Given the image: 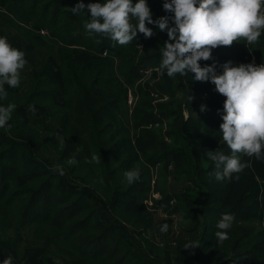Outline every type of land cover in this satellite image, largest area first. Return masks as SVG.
<instances>
[{"label":"trees","instance_id":"1","mask_svg":"<svg viewBox=\"0 0 264 264\" xmlns=\"http://www.w3.org/2000/svg\"><path fill=\"white\" fill-rule=\"evenodd\" d=\"M155 1L165 11V1ZM80 2L0 0V29L13 28L29 48L43 43L42 31L58 40L47 62L35 65L27 82L21 72L19 86L5 85L7 96L0 98V106H16L8 125L0 128V264L8 256L13 258V264H55L58 256L64 264H139L130 261L135 252L126 235L101 220L92 222L93 214L74 218L84 202V193L72 185L56 184L58 172L27 154V149L37 152L44 146L52 147L58 156L50 163L67 166L72 175L100 189L118 214L129 210L130 201H137L139 210L124 219L142 236L153 227V220L151 216L143 220L147 210L142 199L139 204L134 184L149 183L151 170L147 163L186 157L181 143L173 145L160 132L142 127L153 117L152 98L147 91L137 105L133 122L127 121L126 116L128 89L140 78V69L159 64L162 59L159 48L164 42L162 36L155 35L161 31L154 29V24H148L153 29L152 37L139 33L127 45H114L104 34L86 31L85 24L91 15L87 7L79 14L70 10ZM94 2L106 0H83L85 5ZM81 28L83 31L78 34ZM141 42L146 50L139 54L137 46ZM248 47L258 53L259 64L264 63V32L258 43ZM248 47L246 41L237 40L231 46L234 57L227 56L223 62H239L249 53ZM215 49L211 59L218 58ZM105 51L108 55L103 56ZM116 56H120L118 63ZM211 59L201 60V66L210 65L205 63ZM171 80L163 70L160 87L170 92ZM220 96L219 105L211 103L224 112L226 97ZM171 103L161 105V109H170ZM33 104L37 114L60 115V137L49 128L39 130L30 124L29 106ZM212 104L208 100L204 102L206 108ZM222 152L227 154V148ZM93 155L99 157V162H89ZM70 158L76 163L69 165ZM201 159L208 161L209 166L200 168V165L196 171L187 168V172L197 177L205 175L207 193L201 197L202 203H198L200 198L179 196L175 207L184 211L187 218L197 221L200 230L195 243L198 247L185 248L184 254L170 260L166 249L145 237V251L165 258L168 264H264V229L255 224L264 220L261 209L264 159L254 157L251 169L243 170L247 175L233 174L231 180L226 178L220 184H212L210 167L214 162L206 155ZM133 168H139L140 177L129 184L124 174ZM190 179L195 181L193 176ZM224 214H232L235 219L227 230L229 239L220 244L215 232ZM28 230L35 231V236L42 240L41 245L24 246Z\"/></svg>","mask_w":264,"mask_h":264},{"label":"clouds","instance_id":"2","mask_svg":"<svg viewBox=\"0 0 264 264\" xmlns=\"http://www.w3.org/2000/svg\"><path fill=\"white\" fill-rule=\"evenodd\" d=\"M90 11L89 21L85 24L88 33H100L119 45H127L143 33L146 38L153 36V29L148 24H156L160 31H167L168 40L162 49L160 69L166 70L168 77L177 74L186 76L194 73L196 81L210 80L216 91L226 97L224 102L223 123L220 125L222 140L231 150L226 155L219 149L209 150L206 156L215 163L218 181L231 180L233 174L250 167V162H242L241 155L264 159V63L257 65L241 63L233 66L226 62L222 74H217L216 65L201 66L200 61L212 58L213 49L231 46L234 41L243 40L255 45L264 32V0H165L166 12L172 16L153 19L148 0H106L85 5L83 0L71 7L73 14ZM107 51H105V55ZM27 61L25 52L0 36V98L6 97L5 85L17 88L21 80V71ZM190 102L193 97L189 96ZM14 104L0 106V128H5L15 109ZM206 105H201V111ZM29 110L36 114L35 105ZM89 162H99V157L92 156ZM67 163H76L70 158ZM52 171L65 175L62 165H54ZM129 184L140 177L139 168L125 172ZM239 179V175L235 176ZM234 215L224 214L218 221L215 232L217 242L223 244L229 239L228 231L234 222ZM169 230L164 223L162 233ZM195 242L185 243L183 248L195 249ZM2 264H13L8 256Z\"/></svg>","mask_w":264,"mask_h":264},{"label":"rangeland","instance_id":"3","mask_svg":"<svg viewBox=\"0 0 264 264\" xmlns=\"http://www.w3.org/2000/svg\"><path fill=\"white\" fill-rule=\"evenodd\" d=\"M164 1L165 0H162L161 2ZM135 2H137V0L133 1V3ZM148 4L154 20L161 16L173 15V13L169 15L163 11L155 0H148ZM154 25V29L160 31L158 25ZM82 31L83 28L79 30L78 34ZM155 35L158 37L162 36L164 43L159 48V50H162L165 41L168 40L167 31H161L160 34L156 33ZM0 36L7 37L13 47H17L25 52L27 63L25 68L21 71L25 77V82H27L31 68L34 65L46 63L53 53V49L58 45V40L51 37L46 31L41 34L43 43L34 48H29L27 41L9 26L0 29ZM236 42L237 41H234L233 44ZM233 44L231 46H233ZM231 46L217 47L215 50L218 52V58L214 57L209 62H206L205 65L215 64L216 72L222 69V66L226 63L223 62V59L227 56L234 57L232 54L235 53ZM137 48L139 50L138 53L142 54L146 50V45L141 42ZM248 50H250L249 53L245 54L239 62L231 61L232 65L236 66L237 64L238 66L241 63H251L253 61L258 65L260 62L258 53L250 47H248ZM102 54L104 56L105 52ZM115 58L118 63V61H120V56H116ZM161 62L162 59L159 61V64L143 66L140 69L141 76L138 81L130 87L131 89H128L126 100L127 121L133 122L132 117L137 105L143 98V92L147 91L152 98L151 110L153 111V117L149 119L148 124L142 127L160 132L171 144L181 143L186 150L185 158L180 157L176 161L167 159L165 161L147 163L151 170L149 183L134 184L136 185L135 191L139 204V200L142 199L145 209L149 212L145 211L146 217L144 216L143 220L150 219L151 216L153 227L142 236L130 222L124 219V216L135 212V210H139V206H136L137 201H130L129 210L127 212L122 211L121 214H118L113 209V203L100 189L94 187L93 184H86L81 179L72 175L67 166H63L65 175L61 176L58 174L56 176V184L72 185L84 193L82 195L84 202L80 208L77 209L79 213L74 218L80 219L86 214H93L94 219L92 222L101 220L104 224L112 226L119 233L126 235L133 246L136 256L132 254V256H130V261H137L139 264H168L165 258L158 257L153 252L145 251V237L149 238L158 247L166 249L169 252L170 260L175 259L178 255L184 254L182 253L184 252L182 251L184 249L183 239L195 242V238L200 230L196 226L197 221H192L187 218L184 211L176 210L177 208L175 207H177L178 204L177 197L191 196L200 198L198 199V203L201 204V197L207 193V190L203 181L205 175L203 176V174H200V177H197L190 172L188 173L187 168L196 171V169H199L200 165V168L208 167L209 162L201 158H204L209 150L215 151L219 149L222 151V149L226 147L228 150L226 155H231V150L222 140V133L220 132V125L223 123L222 116L224 112L217 109V105L221 103L222 99H220L221 94L216 91L215 85L210 80L196 81L194 75L191 77L189 73L186 76L177 74L175 77H172L171 91L169 92L166 88L160 87L161 84H163V70L160 69ZM192 80L196 82L191 84ZM140 88H142V90ZM190 95L193 97L191 102L189 100ZM207 100L210 104L213 103L217 105L212 104L213 106L207 107L204 111H201V105H204V102ZM167 103L172 104H168L170 109H161V105ZM29 120L30 124L36 129L42 130L43 128H49L56 132L59 137L62 135V120L60 115L37 113L33 115L30 111ZM132 131H136L134 127ZM34 152L27 149V154L34 156L41 163L46 164L48 169L54 166L50 162L55 159L58 154L52 147L44 146L41 151ZM241 160L242 162H250L249 170L254 164V156L247 157L241 155ZM262 164L264 165V161ZM210 168L212 169L211 172H213L212 184H220L215 178V172L217 171L215 163H213ZM242 174L247 175L248 172L242 171ZM191 176L195 177V181L190 179ZM257 180L259 181L260 178L257 177ZM261 209L264 211V198H262ZM80 214L82 215L78 217ZM164 223L169 225V229L171 224V235L168 231L166 233L160 231V227ZM255 224L259 229H264L263 219ZM33 230H28V233H26L24 240L25 247H34L42 244V240L35 236V231ZM175 235L183 239L180 240L178 237H175ZM170 240L171 248L167 243ZM137 258H139V260ZM55 264H64V260L58 256L55 258Z\"/></svg>","mask_w":264,"mask_h":264},{"label":"crops","instance_id":"4","mask_svg":"<svg viewBox=\"0 0 264 264\" xmlns=\"http://www.w3.org/2000/svg\"><path fill=\"white\" fill-rule=\"evenodd\" d=\"M34 66H35V65H34ZM34 66H33V67H34ZM33 67H32V68H33ZM32 68H31V69H32ZM168 233L171 235V224H170V229L168 230ZM177 234H179V233H177ZM175 237H178V239H180V240L183 239V238L179 237L178 235H175ZM169 239H171V238H169ZM183 240H184V244H183V246L185 245V243L191 242V241L188 240V239H183ZM170 241H171V240H170ZM170 241H168V242H170ZM168 242H167V243H168ZM168 245H169V247L171 248V246H170L171 244L168 243ZM184 249H185V248H184ZM184 249H183V250H184Z\"/></svg>","mask_w":264,"mask_h":264},{"label":"built area","instance_id":"5","mask_svg":"<svg viewBox=\"0 0 264 264\" xmlns=\"http://www.w3.org/2000/svg\"><path fill=\"white\" fill-rule=\"evenodd\" d=\"M45 31H42V33H44ZM139 46V45H138ZM169 244H171V241L170 242H168Z\"/></svg>","mask_w":264,"mask_h":264}]
</instances>
